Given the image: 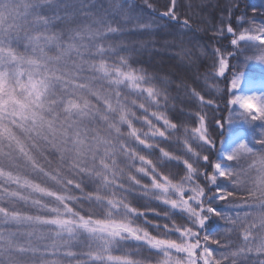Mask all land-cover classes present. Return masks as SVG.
Masks as SVG:
<instances>
[{"label": "snow or ice", "instance_id": "obj_1", "mask_svg": "<svg viewBox=\"0 0 264 264\" xmlns=\"http://www.w3.org/2000/svg\"><path fill=\"white\" fill-rule=\"evenodd\" d=\"M140 2L147 8L137 0H0V264H151L137 258L145 251L155 264H264V129L216 161L208 125L220 102L239 106L229 121H264V94L228 98L244 65H264V16H236L238 0H225L214 38L231 34L233 50L208 54L203 79L215 99L192 89L198 124L181 132L162 111L150 115L163 127L149 119L169 97L133 68L135 49L124 40L158 28L187 36L192 24L178 13L181 0H165L163 12ZM214 123L222 128L224 118ZM157 140L181 141L184 155ZM132 141L159 156L141 155ZM130 198L165 206L153 211L168 222L148 221ZM213 220L224 226L210 232Z\"/></svg>", "mask_w": 264, "mask_h": 264}, {"label": "trees", "instance_id": "obj_2", "mask_svg": "<svg viewBox=\"0 0 264 264\" xmlns=\"http://www.w3.org/2000/svg\"><path fill=\"white\" fill-rule=\"evenodd\" d=\"M170 6V0H167ZM225 4L224 0H215V6L222 7V3ZM140 3L141 7L147 8V5ZM149 3L153 5L159 12L166 11L165 0H149ZM182 7L178 10L181 19L189 18L192 24L193 31L188 33L187 36L183 34L172 35L169 34L168 28H158L152 35H133L124 40L125 45H130L135 49L133 54L132 63L133 68H142L148 74L154 77V83L157 87L162 89L164 93L169 97L167 108L157 109L155 106L149 109V119L153 120V123L157 124L158 127H163L162 121H157L154 117H151V111H162L165 113L167 118L173 123H176L178 129L182 132L183 126L187 125L189 127H195L198 121L195 119L194 114L196 111L200 110L198 100L192 96V89L200 92L201 95L205 96V99H215V93H210L204 82V74L209 70L211 61L208 59V54L213 51L214 48H222V51H232L233 48L229 43L228 38H231V34H226L225 36H219L214 38V34L217 32V28H209L206 24L202 22H194L190 19V15L187 14V8L183 6V1L181 0ZM206 6L200 9L199 15H202L204 11L206 12ZM236 16H240L243 13L248 15H254L253 9L257 10L262 16H264V0H238L235 3ZM151 11V10H149ZM210 19V18H209ZM231 22V21H229ZM264 22V21H259ZM135 31V30H133ZM226 33V27L224 28ZM224 41V43L220 40ZM220 42H219V41ZM203 49V53L201 52ZM230 64L233 63L231 57H229ZM209 84L214 83L209 81ZM230 85V81L227 82ZM221 87L224 85L221 84ZM235 90L229 92L230 95L234 94ZM130 99H136L135 96H131ZM238 109L236 105H229L225 108L224 103L220 102V107L216 110L215 117L211 119V113L209 112V131L212 133L216 139V147L212 150L211 158L216 161H223L219 157V149L223 140L228 136L231 131L233 121L228 120L229 112H236ZM137 112V116H143L145 113L142 110L134 109ZM239 111V110H238ZM224 118V126L221 128L214 123V119ZM243 119H239V127H243L246 131L248 140L250 144L253 142L254 138H259L261 135V129H264V121H254L249 123ZM241 121V122H240ZM134 126L137 128H142L143 131H147V126L142 125L139 121H133ZM122 131L125 133L128 131L127 126H122ZM171 134V133H170ZM178 135L180 133H177ZM143 138V137H142ZM151 142V141H150ZM156 143L160 147L172 152L174 155L183 156L184 149L181 141H162L157 140ZM131 146L137 148V151L141 155H145L149 159L154 161L159 156V148L152 150L143 149L142 146H137L135 141L131 142ZM250 163V161H249ZM123 166V165H122ZM137 166L139 162L137 161ZM182 168V165H180ZM132 174H135L134 169L131 170ZM211 171V169H209ZM182 174V173H181ZM137 178L142 179L143 183H149L147 178H142L138 176ZM39 182V181H37ZM85 191H92V188H86ZM78 194V193H77ZM237 197L246 196L245 192L234 193ZM40 198V197H36ZM133 207H136L139 211L145 212L146 219L153 222H168L162 220L161 217L154 214L156 212L166 210L165 206L158 204V202L151 201L150 199H136L132 200L130 198ZM45 203L48 201L45 199ZM85 208L88 207L87 204L84 205ZM79 210V209H77ZM30 214H42L35 209L30 210ZM84 214V213H82ZM145 217L138 219L137 223L146 227L153 235L155 231L150 227V225L144 223ZM224 226V222H219L218 220H213L210 222L209 231L216 232L219 231L221 227ZM216 248V245H210ZM79 250V249H74ZM51 258V257H49ZM139 259L149 260L151 264H155V257L148 253L143 252ZM65 264H68L65 261Z\"/></svg>", "mask_w": 264, "mask_h": 264}, {"label": "rangeland", "instance_id": "obj_3", "mask_svg": "<svg viewBox=\"0 0 264 264\" xmlns=\"http://www.w3.org/2000/svg\"><path fill=\"white\" fill-rule=\"evenodd\" d=\"M156 1L158 0H154V2ZM182 1H183V6L187 8L186 12L188 15H190V19L194 22H202L206 24L209 28H213L214 25L217 29L220 27V25L218 24V21L220 20L222 11H224L225 15H227L226 9L223 8V5H224L223 2H221L222 7H218V6H215L214 4L215 0H182ZM205 6H206L205 8L206 12L204 11L202 15H199L200 9L203 8L204 10ZM223 27L225 28L226 25H224ZM227 36H231V35H227ZM231 39H232V36L231 38H228L229 43ZM220 40L224 43L222 38H220ZM235 62L236 61H233V63ZM240 63L243 65L244 63L243 57L240 58ZM242 70L244 72V75L241 80V85L239 89L235 90V93L264 94V65L258 62H255V61H250L246 65L243 66ZM237 71H239V69ZM236 107L240 111L239 106L236 105ZM238 110L233 113H238L239 112ZM232 121L234 122L233 123L234 125H232L230 133L220 145L219 157L222 160L225 159V154L230 152L241 141L249 142L245 129L243 127H239V119H233ZM243 123L246 124L245 121Z\"/></svg>", "mask_w": 264, "mask_h": 264}]
</instances>
